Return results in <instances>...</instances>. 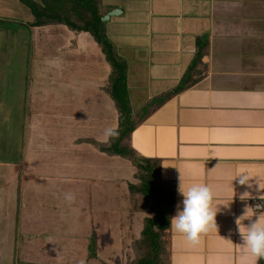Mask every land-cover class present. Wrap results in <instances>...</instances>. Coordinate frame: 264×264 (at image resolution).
Returning a JSON list of instances; mask_svg holds the SVG:
<instances>
[{
	"label": "crops",
	"instance_id": "0c3cea01",
	"mask_svg": "<svg viewBox=\"0 0 264 264\" xmlns=\"http://www.w3.org/2000/svg\"><path fill=\"white\" fill-rule=\"evenodd\" d=\"M96 4L101 18L114 9L121 11L110 17L103 31L127 64L130 105L141 108L155 102L127 145L137 158L158 161L159 178L172 193L169 226L161 237L164 264H238L242 246L236 220L246 206L264 205V0H97ZM82 33L84 37L86 32L73 34L69 49L84 50ZM178 88L182 89L175 93ZM161 97L166 100L158 105ZM13 158L10 162L17 163ZM241 174L248 175V183L240 184ZM114 179L100 181L107 184L106 193L115 190ZM195 183L213 190L218 231L202 235L193 246L171 227V218L178 204L182 208L180 185L186 190ZM124 184H132L131 178ZM245 192L250 195L241 200ZM89 194L95 206L97 194ZM127 196L133 206L129 191ZM137 213L143 220L145 215L151 217ZM96 217L94 212L91 223Z\"/></svg>",
	"mask_w": 264,
	"mask_h": 264
},
{
	"label": "rangeland",
	"instance_id": "374dc122",
	"mask_svg": "<svg viewBox=\"0 0 264 264\" xmlns=\"http://www.w3.org/2000/svg\"><path fill=\"white\" fill-rule=\"evenodd\" d=\"M32 22L18 0H1L0 264H132L139 252L130 245L140 238L143 215L128 204L130 184L123 182L136 183L130 177L135 167L76 143L106 142L105 129L117 128L108 76L113 62L127 64L114 50L113 61L106 60L87 32L77 53L67 46L76 31L63 25L31 28ZM121 86L128 95L126 78ZM127 100L134 120L129 95ZM107 178L118 184L106 193L100 181ZM89 192L97 194L95 206ZM66 194L75 199L67 201ZM158 262L164 264L166 256Z\"/></svg>",
	"mask_w": 264,
	"mask_h": 264
},
{
	"label": "trees",
	"instance_id": "16d2710c",
	"mask_svg": "<svg viewBox=\"0 0 264 264\" xmlns=\"http://www.w3.org/2000/svg\"><path fill=\"white\" fill-rule=\"evenodd\" d=\"M96 1L38 0L34 2L32 0H18L20 4L29 9L33 17V22L30 24L31 28L63 25L72 31L87 32L100 46L106 60L113 61V47L104 35L103 25L100 21L101 16L96 7L89 6ZM85 14L89 16L84 20ZM116 59L119 60L120 58ZM113 67L108 80L110 95L119 115L116 128L119 135L107 138V141L102 143L89 138L77 140L76 143L89 144L106 156L121 157L131 161L135 167L133 178L136 183L130 184L128 190L133 208L144 213L153 214L152 217L144 218L140 238L133 243V248L137 253L139 252V255L134 258L132 264H158V260L163 253L161 237L169 226V215L173 203L172 193L163 186L159 178L158 161L137 158L133 150L127 145L131 134L146 119L155 102L152 101L141 108L139 106L135 107L136 113L133 120L128 107L127 91L125 92L124 86H121L125 79V67L116 66V62H113ZM181 89L178 88L174 92L176 93ZM165 97L158 99L157 104H163L166 100ZM146 199H149V203ZM139 203H142V206Z\"/></svg>",
	"mask_w": 264,
	"mask_h": 264
},
{
	"label": "clouds",
	"instance_id": "9594fccd",
	"mask_svg": "<svg viewBox=\"0 0 264 264\" xmlns=\"http://www.w3.org/2000/svg\"><path fill=\"white\" fill-rule=\"evenodd\" d=\"M105 137L113 138L119 135L117 129H105ZM240 184L248 183V175H240ZM260 187V186H259ZM180 194L183 196L182 208L177 205V214L171 218V227L178 233L184 235L188 242L193 246L199 244L202 235L216 230V215L218 211L213 210L214 193L210 186L202 183L190 185L186 190L180 185ZM245 192L241 195V200L249 197ZM65 199L69 202L75 197L66 194ZM264 205H256L255 208L246 206L244 214L237 218V229L241 237L242 254L238 264H257L258 261L264 260V211L261 209ZM255 216V219H252ZM247 219V225L241 221Z\"/></svg>",
	"mask_w": 264,
	"mask_h": 264
},
{
	"label": "water",
	"instance_id": "95a60500",
	"mask_svg": "<svg viewBox=\"0 0 264 264\" xmlns=\"http://www.w3.org/2000/svg\"><path fill=\"white\" fill-rule=\"evenodd\" d=\"M120 12L121 11L119 8L112 10L111 12L107 13L103 18H101V23L107 22L110 17L117 16Z\"/></svg>",
	"mask_w": 264,
	"mask_h": 264
}]
</instances>
